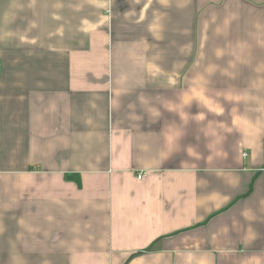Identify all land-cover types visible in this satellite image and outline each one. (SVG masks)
Wrapping results in <instances>:
<instances>
[{"label":"crops","instance_id":"obj_1","mask_svg":"<svg viewBox=\"0 0 264 264\" xmlns=\"http://www.w3.org/2000/svg\"><path fill=\"white\" fill-rule=\"evenodd\" d=\"M0 67V264H264V0H0Z\"/></svg>","mask_w":264,"mask_h":264},{"label":"built area","instance_id":"obj_2","mask_svg":"<svg viewBox=\"0 0 264 264\" xmlns=\"http://www.w3.org/2000/svg\"><path fill=\"white\" fill-rule=\"evenodd\" d=\"M0 70H1V67H0ZM141 178H142V176L137 177L138 180H141Z\"/></svg>","mask_w":264,"mask_h":264}]
</instances>
